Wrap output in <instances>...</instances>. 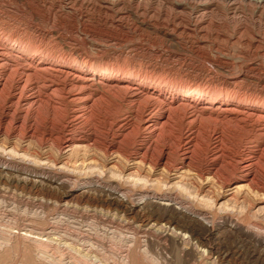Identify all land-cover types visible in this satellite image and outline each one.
Masks as SVG:
<instances>
[{"label":"rangeland","instance_id":"374dc122","mask_svg":"<svg viewBox=\"0 0 264 264\" xmlns=\"http://www.w3.org/2000/svg\"><path fill=\"white\" fill-rule=\"evenodd\" d=\"M0 44L32 66L131 77L149 95L136 104L140 112L159 102L158 112L167 110L186 90L216 97L218 111L233 108L236 115L198 120L190 127L201 140L191 162L174 154L169 172L165 158L153 171L133 160L144 151L136 133L118 140L109 131L111 118L130 119L120 92L82 121L70 117L72 105L54 116L40 105L37 114L4 117L9 103L1 99L0 264L233 263H221L217 253L264 262V196L246 182L229 186L240 159L252 160L256 183L264 185V0H0ZM102 86L92 88L109 90ZM180 114L173 115L174 134L149 150L153 164L166 138L177 136ZM69 139L81 147L67 148ZM198 170L210 174L202 178ZM72 193L76 198L61 201ZM113 198L142 210L118 212L106 205ZM147 201L189 206L202 224L173 226L164 238L146 232L139 216L148 213ZM259 254L263 262L256 263Z\"/></svg>","mask_w":264,"mask_h":264},{"label":"bare ground","instance_id":"6f19581e","mask_svg":"<svg viewBox=\"0 0 264 264\" xmlns=\"http://www.w3.org/2000/svg\"><path fill=\"white\" fill-rule=\"evenodd\" d=\"M19 58L21 59V57H19ZM36 64L37 65L32 66L33 64L31 65L29 63L21 62L19 59H16L15 57H13L9 48L6 45L0 44V100L2 99L3 102L6 101L7 103H9L8 106H6L5 104L3 105L4 106L3 110H5L3 113L4 117H6V115L10 114L11 112H12L11 115L15 112H18L19 114H21L25 111H27V113L31 112L32 114H37L39 109H36L35 106H37V108H38V106H40V105L46 106L47 107V109H46L47 113L54 116V115H59L63 111H68V108L72 105L71 112L69 113V114H71L70 117H72L75 120H81L85 116L93 115L94 109L96 110V108H98V107L100 108L102 106V104H105L107 101H109L111 99V97H113L112 92H120L121 103L123 104V106L125 104L130 109V113H131L130 119L128 118V120H126V118L124 119V117H122V119H121V117H119L117 119L111 118L112 120L109 124V131H113V133L115 132L114 134L117 135L116 138H118V140L120 138L127 137V135H130L132 132H133V134L136 133L135 137H136L137 147L139 150H142V151L144 150V151L142 154L140 153L141 157L138 153H135V155L133 156V160H139L140 159V163L150 165L153 168L152 169L153 171L154 170L157 171L156 168L158 167L159 162H161L163 160V158H165L166 163L165 164L163 163L164 169L169 172L170 168L172 167L171 164H173V162L170 163L172 160V159H170V157H171V155H174V154H176V156H179V158L181 160V162H180L181 164H184L186 162H191L192 157H193V156L191 157L192 150L195 149L200 144L199 142L201 140H200V136L197 133L195 134L193 132L194 130L192 131V129H190V127L194 123L198 122V120H206V119H212V118H216V119H223V118L228 119L229 118V120H231L230 118H232V116L236 117L234 112L231 110L233 108L228 109V107H226L227 109H224L225 108L224 107L222 110V106H221L220 108L222 111H218V107H217L218 99L216 97H211V96L210 97H202L201 93L200 94L199 93L194 94V93L188 92L186 90L180 92L178 94V97H176V99H174L173 105L176 107H174V106H171L168 108L166 107L167 110L166 109L163 110V108H161L162 112L161 111L158 112L160 109V106H158V105H161V104H159L161 102H159V103L156 102L158 104L157 107H154V106L149 107V106H152L153 103L149 106L147 105L148 108H146L144 105L143 106L144 109L141 110L142 112H140L137 109H140L141 107L135 108V106L140 101V99L142 97H144L145 95H148V93L142 91L141 89H139L137 87V85L133 84L130 80L131 77L125 79V78L119 76V78H118L117 76H114L113 74H110L107 71H102V70L96 69V68L93 69L91 67L89 69H87L86 71L80 70V71L72 72V71H69L66 69H62L56 64H49L48 65L45 63L42 64V62H38ZM92 85H99L101 88L103 87L102 85H105V86H107V88H109V90L107 89L108 91H106V92L93 90ZM114 98H115V96H114ZM165 99H166V96H163L160 101L165 100ZM171 99L173 100V98H171ZM142 105H143V103H142ZM226 105L232 106V104L229 102H226ZM164 106H165V104H164ZM123 110H122V113H123ZM177 111L179 113H181L179 115L180 116L179 122H181V123L178 126L177 136H175V138L174 137L172 138V136L171 137L168 136V138H166L168 141H166V143H164V145L162 146L163 147L161 149L162 156L157 158L156 160H154L156 162L153 164L150 160L151 155L149 154V150L153 146L157 145V143H158L157 140L162 135L174 134L173 132L175 130V128H174L175 123L173 121V115H174V112H177ZM5 113H6V115H5ZM249 113L250 112H248V114ZM253 114H255V113L253 112ZM123 115H121V116H123ZM251 116H252V113H251ZM126 117H128V116H126ZM11 118H12V116H11ZM242 118H243V116H242ZM216 119H214V120L217 121ZM240 119H241V117H240ZM12 120H14V119H12ZM224 121H227V120H224ZM4 123H1V124L3 125ZM220 123H218V124H220ZM1 124H0V126H2ZM72 124H73V122H72ZM262 126H264V125H262ZM10 127H11V125H10ZM16 128H18V125ZM217 132H219V131H217ZM257 135H259V134H257ZM210 136H211V134H210ZM208 139L210 141L212 140L211 137H209ZM217 139H219V138L216 137L214 140L215 149H213V150H215V151L219 149V148L217 149V147H218L217 146L218 145ZM76 143H79V142H76L75 140L69 139L65 142V145L67 148H73V147H76V148L79 147L80 148L81 144L78 145ZM207 146H209V145H207ZM111 150H113V155H114V153H116V154L119 153L118 150H117V152L114 151L113 147L111 148ZM262 150H264V148ZM207 151H208V149H207ZM108 152H109V148L106 147L105 153H108ZM210 152H211V150H210ZM257 158H259V157H257ZM214 161H216V160H214ZM261 161H262V159H261ZM253 166H254V163L252 162L251 159H240L237 162V166L233 169V172H232V178L235 181H233L229 186H232V184L236 183V181L246 182L247 186H249L252 189H256V191H260L264 196V185L261 186L260 184L256 183V180H257L256 174L252 173V170L255 168V167L253 168ZM190 168H191V166H190ZM183 169H184V167L181 165H179L176 168V170L178 172L182 171ZM197 174L199 177L203 178V177H205V176H203L204 174L209 175L210 172L209 171L205 172L204 170L203 171L198 170ZM257 175H259V174H257ZM15 185L19 186V185H21V183L17 182ZM21 188L22 189L31 188V186L21 185ZM157 189H159V188H157ZM159 190L161 191L162 189H159ZM74 194L75 193L63 195L61 197V201L67 200L69 198H74V197L76 198L77 194H75V195ZM122 195H125V193ZM157 195H159V194H157ZM146 197L150 198V196H146ZM167 200L174 202V200H172L170 198H167ZM101 203H102V201H101ZM145 204L146 205L143 207V209H145V211L147 210L148 213L146 215L144 214V215L139 216L141 222L143 223V227H144L145 231L149 232V231L154 230L155 232H158L161 236H163V238L171 235V234H169L170 230L168 231V229H170L173 226L174 227L180 226L182 228H189L190 229L191 227L192 228L195 227L196 224L197 225L202 224V222H201L202 220L197 219L194 216V214H193L194 212L192 213L189 206L182 205L179 202L173 203V204H163V205H167V207H163L162 204H159L156 202H150V201L145 202ZM175 204H177L179 207H172ZM66 205H67V203H66ZM106 205H107V207H113L118 212H123V213L130 214V215H137L138 212L140 210H142L141 207L139 208V207L131 206L125 200H119L117 198H113V199L107 201ZM168 206H170V207H168ZM163 222L165 223L164 227L163 228L159 227L158 225L160 223H163ZM157 227H159V228H157ZM204 231H205V234L206 233H208L209 235L211 234L210 229L207 226L205 227ZM263 252H264V250H263ZM221 254H223V253H221ZM217 256L222 261L221 263H223V262L225 263V261L231 263L230 261L233 259L232 260L233 263H231V264H247L242 259H239L240 258L239 256H238L239 258L234 259V258H232V255L231 254L228 255V253L224 254V255H220V253H217ZM261 259H262V255L259 254L258 257L255 259V262L258 263V262L262 261Z\"/></svg>","mask_w":264,"mask_h":264}]
</instances>
